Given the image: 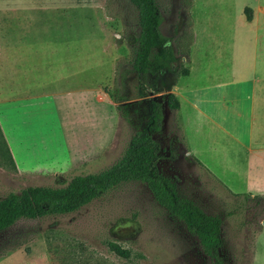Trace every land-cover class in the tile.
<instances>
[{"label": "rangeland", "instance_id": "rangeland-1", "mask_svg": "<svg viewBox=\"0 0 264 264\" xmlns=\"http://www.w3.org/2000/svg\"><path fill=\"white\" fill-rule=\"evenodd\" d=\"M155 2L162 15L160 31L169 38L177 59L169 70H160L154 77L140 76L130 68L137 25L135 10L128 0H0L1 52H10L21 65L37 60L39 63L40 57L45 56L51 63L52 70H46L49 74L61 71L62 78L57 83L60 88L89 79L83 74L78 79H65L63 75L68 70L61 69L67 67L66 59L72 70L92 66L94 83L101 82L111 101L123 97L126 100L117 104L127 102L123 104L126 118L120 117L119 124L115 106H94L96 118L92 119L95 126L92 125L91 140L79 143L73 142L89 138L86 131L90 124L79 121L88 116L70 110L69 102L54 103V117H49L51 108L47 105L40 115L39 107L32 106L29 131L24 127L18 129L19 133L31 136L26 150L22 149L26 142H20L18 161L22 170L35 167L38 162H69L89 151L96 153L97 158L53 175L13 171L5 159H0V197L31 185L60 186L72 175L106 168L120 155L133 130L128 120L142 117L147 112L148 98L157 94L159 100L178 81L174 91L179 94L176 95L179 106L172 110L162 100L161 126L153 132L161 146L158 168L175 182L180 196L221 218L219 253L225 264H264V197H246L249 194L244 192L239 174L229 177L227 183L217 177L233 193L219 185L186 158L184 147L196 157L198 145L193 140L186 142L182 132L188 122L195 140L196 128L190 124L195 115H191L194 112L187 107L186 98L197 101L202 97L199 89L206 88L208 105L215 112L214 90L228 89L242 103L250 86L247 78L252 77L251 73L261 76L264 0ZM244 6L256 9L258 19L254 23L243 19ZM252 16L251 12V19ZM251 65L252 71L245 70ZM184 68L188 71L190 68L189 76L180 74ZM139 84L144 91H140ZM185 106L188 116L182 123ZM244 128L243 119L232 125L236 134ZM56 130L62 140L53 135ZM37 132L40 151L35 148L39 143L32 140ZM109 144L108 151L102 154ZM0 151L3 152L1 138ZM217 151L221 152L224 164L237 173L244 172L246 153L238 143L220 141ZM200 153L213 155L205 148ZM263 194L264 191L260 195ZM108 241L129 249V256L115 255L109 250ZM207 261L196 238L180 221L169 217L139 181L118 184L73 212L19 219L0 230V264H206Z\"/></svg>", "mask_w": 264, "mask_h": 264}, {"label": "crops", "instance_id": "crops-1", "mask_svg": "<svg viewBox=\"0 0 264 264\" xmlns=\"http://www.w3.org/2000/svg\"><path fill=\"white\" fill-rule=\"evenodd\" d=\"M252 19L249 23H254L257 20L256 9H251ZM243 19L244 18V14ZM10 52L0 51V133L8 148L12 161L14 163L17 172L35 173V174H47L53 175L66 170L68 167L76 164L88 163L97 158L96 153L89 151L88 153L75 157L72 161H55L51 163L38 162L35 167L22 170L19 167L18 156L20 153V142H26L23 144V150L28 148L27 143L30 142L31 136L29 134L19 133L22 127L28 132V127L32 124L29 123L30 111L29 109L36 105L39 107V115L43 112L44 105H47L49 110L51 108L49 117H54L53 104H59L60 102H69L72 106L70 110H77L84 114V117L79 119L84 125L89 123V138L85 136L81 137L80 141L73 142L79 143L81 141L89 142L91 140L92 125L95 126L93 117L96 118L94 111L98 105L111 104L115 106L116 102L111 101L110 95L106 90L102 89L101 82H95L93 79L92 66H82L83 70H72L69 59H66L67 67L61 70H68L65 73V79H78L82 75L84 78L89 77L88 80L72 85L71 87L60 88L58 86V80H61V71H55L53 74H49L46 70H52L50 61L44 57H40V62H32L29 65H21L18 62L17 57L11 56ZM216 59V58H213ZM218 59V58H217ZM234 59V58H232ZM264 64V56L261 58ZM252 60V58L250 59ZM190 62V61H189ZM30 66V67H29ZM29 67V68H28ZM28 68L27 70H23ZM187 72V76L190 75V68ZM253 65L246 67L248 72L252 71ZM54 72V71H53ZM246 71V75L248 73ZM109 73V68H108ZM184 75V76H186ZM248 77L247 80L250 83L246 95L241 99L243 102L238 103L236 94L230 92L228 89L214 90L216 97L213 98L215 105V112L213 108L208 105L207 94L202 91V97L199 100H191L186 98L187 107L192 108L193 123H190L195 130V140L192 137L189 123L185 126L184 136L186 142L192 140L197 143L198 147H195L197 152L192 155L189 150L184 147V155H186L190 161L196 164L202 171L210 175L219 185L226 190L232 192L227 186H225L218 178L227 183L229 177H234L236 174L243 178L244 192H248L249 196L260 195L264 191V65L261 66V76ZM85 78V79H86ZM178 82V81H177ZM177 82L172 85L171 93L177 99L178 92L174 89L177 87ZM221 84V83H218ZM200 95V92L198 93ZM177 95V97H176ZM178 101V99H177ZM181 105V104H180ZM179 106V101H178ZM234 107V108H230ZM182 108V106H181ZM243 111L238 112V109ZM182 111V123L185 121L184 117L188 116V109L186 106ZM235 109L237 111L235 112ZM177 110V109H176ZM175 110V111H176ZM29 111V112H28ZM118 116V113H117ZM120 117L118 116V124ZM243 119L245 122V128L240 134H236L232 130V125ZM53 127L54 124L52 123ZM183 125V124H182ZM182 130V129H181ZM33 131V130H31ZM40 131V129H39ZM116 134V133H115ZM53 135L62 140L59 130L53 131ZM115 136V135H114ZM39 144L35 146L40 151V132H37L33 137ZM36 138V139H35ZM182 139H184L182 137ZM114 140V139H113ZM112 140V142H113ZM220 141H233L238 143L246 153L244 159V172L237 173L232 166H227L221 160V152L217 151L218 143ZM110 142V144L112 143ZM110 144L105 148L106 153L110 147ZM189 148V147H188ZM201 148H205L206 151H211L213 155L201 154ZM209 168L214 174L208 171ZM214 175V176H213ZM218 177V178H217ZM233 193V192H232Z\"/></svg>", "mask_w": 264, "mask_h": 264}, {"label": "trees", "instance_id": "trees-1", "mask_svg": "<svg viewBox=\"0 0 264 264\" xmlns=\"http://www.w3.org/2000/svg\"><path fill=\"white\" fill-rule=\"evenodd\" d=\"M136 13L137 31L133 36V56L130 68L138 75L156 76L160 70H169L177 59L176 53L159 28L162 15L155 0H128ZM246 21L251 19V8L242 9ZM186 68L181 75H186ZM156 80L152 82L155 90ZM140 91L145 88L139 84ZM156 92V91H155ZM140 93L138 96H141ZM119 97L114 102L118 116L123 115L125 101ZM165 101L172 110L178 108V101L173 93L168 92L159 100L151 97L147 100V112L140 118L128 123L133 128L125 146L117 159L106 168L97 172L72 175L60 186L31 185L9 191L0 197V230H3L19 219H35L46 215L66 214L77 210L82 205L101 196L107 190L128 181H139L145 184L154 201L162 206L169 217L180 221L184 228L193 235L207 257L206 264H225L219 253L222 244L221 218L216 214L205 212L191 199L180 196L175 182L163 175L158 162L161 158V146L153 137L162 122L161 102ZM123 105V106H122ZM3 152L0 159H5L13 171H16L8 148L0 133ZM249 197V195H245ZM256 198L263 195H254ZM253 197V196H250ZM264 225V219L262 220ZM107 246L115 255L123 258L129 256V249L108 241Z\"/></svg>", "mask_w": 264, "mask_h": 264}, {"label": "water", "instance_id": "water-1", "mask_svg": "<svg viewBox=\"0 0 264 264\" xmlns=\"http://www.w3.org/2000/svg\"><path fill=\"white\" fill-rule=\"evenodd\" d=\"M158 96H159V95L154 94V95H151L150 97H151L152 99L156 100V99L158 98Z\"/></svg>", "mask_w": 264, "mask_h": 264}]
</instances>
